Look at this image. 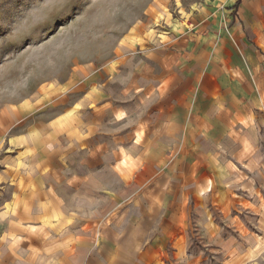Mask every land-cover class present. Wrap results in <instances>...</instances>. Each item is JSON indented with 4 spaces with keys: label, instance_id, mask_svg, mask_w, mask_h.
<instances>
[{
    "label": "crops",
    "instance_id": "crops-1",
    "mask_svg": "<svg viewBox=\"0 0 264 264\" xmlns=\"http://www.w3.org/2000/svg\"><path fill=\"white\" fill-rule=\"evenodd\" d=\"M236 1L233 10L206 14L190 36L170 33L168 42L146 51L144 62L129 61L126 81L97 73L90 84L97 85L42 122L36 140L34 133L20 136L18 141H30L29 148L33 141L49 148L30 156L22 148L16 161L25 164L0 173V181L8 180L0 186L11 193L3 207L15 209L11 225L0 232V264H195L198 255L189 251L186 232L190 222L182 217L192 203L161 200L159 179L174 168L167 165L165 149L180 142L196 149L183 156L182 163H192L183 172L189 182L194 179L203 206L214 189L225 191L229 176V186H237L243 170L238 166L252 170L244 160L258 161L261 168L264 0H243L240 10ZM116 81L129 89L133 146L155 152L125 155L126 95L103 91ZM102 121L112 128L111 136L99 130ZM57 148L61 155L95 153L97 161L64 160L56 166L37 158ZM54 167L56 175L50 174ZM148 193L152 204H129ZM217 202L225 206L221 196ZM237 258L222 264H243Z\"/></svg>",
    "mask_w": 264,
    "mask_h": 264
},
{
    "label": "rangeland",
    "instance_id": "rangeland-1",
    "mask_svg": "<svg viewBox=\"0 0 264 264\" xmlns=\"http://www.w3.org/2000/svg\"><path fill=\"white\" fill-rule=\"evenodd\" d=\"M239 1L241 4L236 10L244 5L243 0ZM235 2L0 0V173L3 169L25 164L16 161L22 148L26 147L25 152L29 156L49 148L46 143L44 146L42 142L38 144L33 141L32 150L31 146H27L30 141L18 140L23 134L33 133L36 140L39 133L37 127L63 113L77 101L96 80L97 73L105 71L108 80L126 81L129 61L144 62L147 59L146 51L164 45L169 41L170 33L180 34L182 38L190 36L206 14L230 11ZM114 73L117 75L114 76ZM116 82L109 83L108 87L103 85V91L111 95H126L121 103L124 111L129 112L127 119H130L129 123L125 121L123 125L127 145L125 155L141 156L150 149L139 151L133 146V139L128 135L132 133L133 125L129 89L128 86L122 87L125 82ZM124 88H127L126 91ZM105 124L102 121L99 130L110 135L112 128ZM43 137L47 139L45 135ZM180 144L165 149L170 161L167 165L174 168L172 171L171 167H166L165 174L159 179V189L162 203L175 202L180 206L192 203L193 207H189L182 217L188 220L187 223L190 222L186 232L191 234L189 251L198 255L195 264H222L228 258L237 260V257H241L243 264H264V140L258 147L261 151V168H258V161L252 162L251 158L244 160L246 165L251 162L254 174L245 166H238L243 170L238 176L237 186H229V176L228 184L223 186L225 191L214 189L209 195V204L204 206L201 202L205 199L194 191V179L189 182L183 172L191 170L192 164L182 163L183 156L197 151ZM55 151L58 153L37 158L56 166L64 160L79 163L97 161L95 153L91 152L61 155L59 148ZM56 168L55 173L50 170V174H58ZM235 168L233 165L232 170ZM254 175L255 180L252 178ZM159 189L155 191L159 193ZM220 196L225 200V206H218L217 198ZM9 197L11 193L8 189L0 186V232L11 225L9 219L15 211L9 206L3 207ZM157 201L155 199V203ZM152 202L153 197L148 193L144 199H130L129 204L148 205ZM238 252L240 255L236 256Z\"/></svg>",
    "mask_w": 264,
    "mask_h": 264
}]
</instances>
